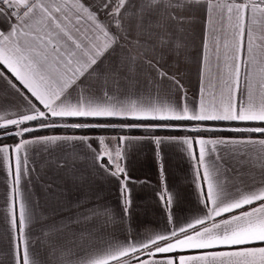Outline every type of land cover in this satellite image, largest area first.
<instances>
[{
  "label": "snow or ice",
  "instance_id": "obj_1",
  "mask_svg": "<svg viewBox=\"0 0 264 264\" xmlns=\"http://www.w3.org/2000/svg\"><path fill=\"white\" fill-rule=\"evenodd\" d=\"M197 19L190 97L181 57ZM214 122L236 135H216ZM59 128L73 134H45ZM88 128L144 135L75 134ZM145 142L160 161L164 220L141 232L125 161ZM78 147L117 182L119 212L77 201L59 217L38 213L24 195L35 157ZM166 147L193 168L196 206L184 215L166 186ZM0 174L11 181L0 264H264V0H0Z\"/></svg>",
  "mask_w": 264,
  "mask_h": 264
},
{
  "label": "crops",
  "instance_id": "obj_2",
  "mask_svg": "<svg viewBox=\"0 0 264 264\" xmlns=\"http://www.w3.org/2000/svg\"><path fill=\"white\" fill-rule=\"evenodd\" d=\"M218 29L217 37L221 48L230 44V36L224 30L219 19L214 22ZM204 24L199 19L195 20L188 29L186 36L187 48L181 57V66L184 70V84L189 89L191 97L199 89L198 72L201 67L203 54L202 39ZM211 46V42H210ZM212 67L215 70V57H212ZM206 76V86L209 85ZM205 99H209L206 93ZM68 134L72 133H52ZM96 138L104 136L113 140L120 135H144V134H117V133H79ZM172 135V134H171ZM59 160V167H57ZM129 176L135 183L132 189V215L130 225L133 229L143 232L146 228H157L164 220V208L158 195L164 186L161 181L159 159L155 155L151 144L145 142L138 148L129 152L125 161ZM34 171L31 181L24 189V195L30 196L39 207L38 213L44 216L59 217L66 206L74 208L77 201H85L89 206L107 204L115 212H119L118 184L115 180L105 177L93 166L91 153L85 147L68 150L64 153H54L43 157H35ZM163 168L166 177V186L169 190L178 193L180 212L184 215L188 209L196 206L195 186L193 185V168L190 161L182 154L180 149L166 147L163 150ZM11 181L5 175L0 174V237L5 232L6 221L4 213L8 209L5 205L6 186ZM43 251V250H41Z\"/></svg>",
  "mask_w": 264,
  "mask_h": 264
},
{
  "label": "trees",
  "instance_id": "obj_3",
  "mask_svg": "<svg viewBox=\"0 0 264 264\" xmlns=\"http://www.w3.org/2000/svg\"><path fill=\"white\" fill-rule=\"evenodd\" d=\"M114 123H118V121H113ZM215 126L220 129L216 135H236L235 133H230L226 129L234 126V124H230L229 122H214ZM75 132L79 133H93V134H100V133H117V134H144L142 130L134 129L130 133L127 131L121 132L118 128H109V129H99V128H88V129H80L75 130ZM52 133H72L73 130L71 129H65V128H59V129H51V130H45V134H52ZM157 135H187L186 132L181 131H168V130H158ZM211 134V133H210Z\"/></svg>",
  "mask_w": 264,
  "mask_h": 264
}]
</instances>
